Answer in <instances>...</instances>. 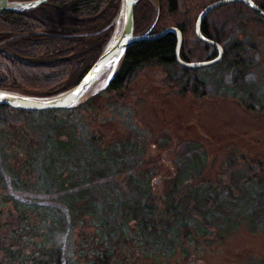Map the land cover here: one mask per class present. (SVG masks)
Returning <instances> with one entry per match:
<instances>
[{
	"label": "rangeland",
	"instance_id": "obj_1",
	"mask_svg": "<svg viewBox=\"0 0 264 264\" xmlns=\"http://www.w3.org/2000/svg\"><path fill=\"white\" fill-rule=\"evenodd\" d=\"M195 3L185 2L183 10ZM166 15L157 31L173 20L172 13ZM245 20L231 39L240 45V62L221 60L195 72L176 65L148 66L129 88L103 94L97 112L88 111L83 119L71 116L80 119L79 132L98 141L102 158L91 156L89 161H100L99 168L102 159L110 163L115 175L105 179L121 204L131 206L137 200L156 213L181 216L187 213L190 191L202 194L196 207L201 213L206 210L208 223L221 225L224 239L210 228L215 232L198 238L190 260L184 261L179 251L172 264L177 259L179 264H264V21L248 15ZM146 28L143 25L136 34H144ZM34 117L9 112L2 116L5 121L0 119V205L2 198L13 195L36 206L39 216L32 221L40 233L50 232L45 218L55 217L57 232L50 234L57 251L89 264L83 256L91 257L94 225L101 219L90 214L72 222L59 205L58 191L35 184L36 165L29 159L31 149L24 148L32 143V151L42 149L44 132ZM27 175L31 178L24 179ZM178 182L186 188L174 191ZM141 187L146 188L144 195ZM11 206L8 202L4 209ZM126 207L122 205L120 212L123 223ZM184 221L199 226L189 215ZM128 232V240H135L134 227ZM7 234L6 228L0 229V240ZM2 255L0 250V260Z\"/></svg>",
	"mask_w": 264,
	"mask_h": 264
},
{
	"label": "trees",
	"instance_id": "obj_2",
	"mask_svg": "<svg viewBox=\"0 0 264 264\" xmlns=\"http://www.w3.org/2000/svg\"><path fill=\"white\" fill-rule=\"evenodd\" d=\"M185 1L187 4L196 3L191 10L186 8L182 13H176L174 22H166L160 29L164 30L169 25L181 29L183 43L180 55L184 61L191 63L213 60L218 55L217 50L197 36L195 26L201 11L219 0ZM253 1L264 10V0ZM121 2L122 0H50L30 11L0 14V89L51 95L75 86L98 59L111 38ZM239 9H244L245 13ZM169 13L172 12L168 10L166 17ZM247 15L264 21V17L247 5L232 3L217 8L203 22L201 30L205 36L224 48L222 60L240 62V45L231 42V39L236 32L235 28L245 25ZM176 43L175 34L168 33L159 39L132 46L126 52L109 86L76 108L26 112L0 105L1 120L9 112L36 115L34 119L44 132L42 149L32 151V143L24 144L25 149H31L29 159L33 158L36 165L35 184L45 190L58 191L59 205L66 208L72 222L81 221L84 215L90 214L101 219L99 224L94 225L96 231L93 239L96 243L91 257L86 253L83 256L88 258L89 264H172L171 260L179 251L184 255V261L190 260L189 252L193 244L199 242L200 236L208 235L209 232L213 234L218 230L219 237L224 239L221 225L208 223L206 210L201 213L196 207V199L202 195L200 192L190 191L189 198L185 199L187 213L181 216L176 213H156L137 200L131 206L127 202L121 204L116 191L109 184L112 177L108 176L115 175H112L110 163L106 164L102 159L103 164L99 168L100 161H89L91 156L99 158L103 153L98 148V141L94 137L88 139L84 133L79 132L80 119L75 121L71 118L76 114L83 119L90 114L88 111L97 112L99 107L96 104L103 94L129 88L148 66L176 65L185 71L195 72L175 61ZM195 89L197 88L194 91ZM13 121L20 120L13 118ZM29 178L31 175L24 179ZM181 186L186 188L185 183L178 182L174 191ZM140 191L144 195L146 188L141 187ZM2 199L0 229L6 228L8 234L5 239L0 240V250L3 253L0 264L80 263L64 258L57 251V242L50 234L57 232L55 217L45 218L50 232L40 233L38 226L32 221L35 216H39L36 206H28L13 195ZM8 202L12 206L6 211L4 208ZM125 204L128 207L124 209L126 220L123 223L120 212ZM186 215L193 217L199 226H188L184 221ZM199 215L203 217V221ZM133 220L135 225H129ZM132 227L137 237L130 241L128 230ZM213 227L215 231L210 230ZM150 236H154L152 241H149ZM79 237L82 236L79 234ZM213 241L212 239L211 242ZM174 262L173 264H179L180 261L177 259Z\"/></svg>",
	"mask_w": 264,
	"mask_h": 264
},
{
	"label": "water",
	"instance_id": "obj_3",
	"mask_svg": "<svg viewBox=\"0 0 264 264\" xmlns=\"http://www.w3.org/2000/svg\"><path fill=\"white\" fill-rule=\"evenodd\" d=\"M50 0H0V14L4 12H26L33 10ZM137 0H122L120 13L115 23V31L104 47L98 59L94 62L82 79L73 87L56 94H27L13 90L0 89V105L26 112H44L76 108L86 102L91 96L106 89L115 78L122 60L129 48L150 40H156L168 33H174L177 39L175 61L188 70H198L219 63L224 57V49L216 41L205 37L201 27L209 14L217 8L232 3H243L264 17V10L253 0H219L207 5L196 20V34L205 43L212 45L218 52L216 58L210 61L188 63L180 55L183 43V33L176 27H168L158 34L149 35L134 33V7ZM100 82L103 84L94 90Z\"/></svg>",
	"mask_w": 264,
	"mask_h": 264
},
{
	"label": "flooded vegetation",
	"instance_id": "obj_4",
	"mask_svg": "<svg viewBox=\"0 0 264 264\" xmlns=\"http://www.w3.org/2000/svg\"><path fill=\"white\" fill-rule=\"evenodd\" d=\"M185 2V0H137L134 7V33L136 34L139 31L138 29H142V26L146 25L147 28L144 30V34H158L161 31H157V28L164 21L163 17H165L168 10L172 12L173 20L171 22H174L176 19L175 14L178 12L180 14V12L184 11ZM168 27L175 26L169 25L166 28ZM176 28L181 30L179 27ZM203 35L205 36L206 34L203 33Z\"/></svg>",
	"mask_w": 264,
	"mask_h": 264
}]
</instances>
